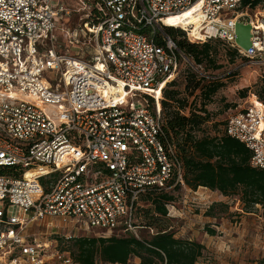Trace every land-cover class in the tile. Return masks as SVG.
Returning <instances> with one entry per match:
<instances>
[{
  "label": "built area",
  "instance_id": "obj_1",
  "mask_svg": "<svg viewBox=\"0 0 264 264\" xmlns=\"http://www.w3.org/2000/svg\"><path fill=\"white\" fill-rule=\"evenodd\" d=\"M89 1L84 27L67 31L72 45L83 38L86 55H71L55 33L60 1L0 0V264H80L66 249L78 233L140 238L144 193L192 190L161 102L181 60L193 63L167 27L190 42L223 40L264 85V22L244 12V0ZM238 21L252 25L249 49L236 42ZM225 132L264 169V100L251 93Z\"/></svg>",
  "mask_w": 264,
  "mask_h": 264
},
{
  "label": "trees",
  "instance_id": "obj_2",
  "mask_svg": "<svg viewBox=\"0 0 264 264\" xmlns=\"http://www.w3.org/2000/svg\"><path fill=\"white\" fill-rule=\"evenodd\" d=\"M263 4L264 0H244L242 9H256ZM167 32L197 64L213 65L215 69L222 67L215 64V54L216 44H222L223 40L190 42L181 28L167 27ZM229 50L234 56H241L236 49L229 47ZM186 78L187 89H201L206 102L198 108H192L179 90L171 89L170 86L175 84L173 81L164 90L161 103L167 141L178 148L187 186L193 190L207 187L224 196L239 195L246 211L256 205L264 206V169L251 166L250 149L226 134L225 126L223 132L216 135L210 134L206 128L211 116L205 105L225 84L212 80L202 85L204 78L201 76L199 79L195 73H188ZM247 91L248 88L242 89L241 97H246ZM255 94L264 100L263 83ZM226 107L232 105L227 104ZM180 189L181 186L169 190L151 188L141 196L140 201L145 199L152 204L149 208H137V219L143 218L139 229L148 230L151 233L149 238H138L131 232L121 235H84L74 238L66 249L80 264H96L98 261L129 264L134 257L139 258L141 264H196L203 255L204 244L176 237L170 229L157 224L168 216L167 204L176 202L173 193ZM214 208L210 207L208 215L213 214ZM208 233L215 235L216 231L209 229ZM255 264H264V258Z\"/></svg>",
  "mask_w": 264,
  "mask_h": 264
},
{
  "label": "rangeland",
  "instance_id": "obj_3",
  "mask_svg": "<svg viewBox=\"0 0 264 264\" xmlns=\"http://www.w3.org/2000/svg\"><path fill=\"white\" fill-rule=\"evenodd\" d=\"M59 1L64 6V11L55 18L57 25L55 33L59 39V47L71 55L77 53L86 55L85 50L81 49L83 48V38L81 40L80 35L77 34L76 38H79L80 43L75 42L72 45L69 42L67 31L69 30L72 34L74 30L79 31L81 27H84L87 14L93 8V1L87 2L88 8L84 6L85 0H53L54 3ZM244 12L248 13L254 21L264 22V4L256 9L245 8ZM216 47L215 64L221 65L220 69H215L213 65L205 63L199 65L189 57L193 67L182 59L179 74L174 80L175 84L170 86L172 90H179L181 96L188 100L192 108H198L206 102V99H204L201 89L196 91L192 88L187 89L186 77L188 73H195L201 79L202 72L204 78L202 85L212 80L225 84L212 97L211 102L205 105L211 116L206 128L212 135L222 133L229 114L243 105V100L262 86L258 69L249 60L241 56H234L225 42L217 43ZM244 88H248L247 96L241 97L240 91ZM227 104H231L232 107L227 108ZM43 109L51 117L53 116L52 108L45 106ZM52 178L51 176L46 179ZM173 194L176 198V207L179 209L176 212L177 215L167 216L157 224L170 229L176 237L191 238L204 244L203 255L199 257L196 264L236 262L255 264L264 258V206L256 205L250 211H246L239 195L224 196L218 191L202 186L197 190H176ZM140 204L143 209L152 206L150 201L145 199H142ZM211 206H215V208L212 211L213 214L208 215ZM13 212L16 210L14 209ZM142 220L143 218L138 219L137 224ZM209 229L215 230L216 234H209ZM138 234L143 238H149L151 235L146 229H139ZM78 235L113 234L101 233V230L97 229L87 233L81 232ZM130 264H141V260L137 257L132 258Z\"/></svg>",
  "mask_w": 264,
  "mask_h": 264
},
{
  "label": "water",
  "instance_id": "obj_4",
  "mask_svg": "<svg viewBox=\"0 0 264 264\" xmlns=\"http://www.w3.org/2000/svg\"><path fill=\"white\" fill-rule=\"evenodd\" d=\"M236 42L243 49H249L251 46L252 25L251 23H244L238 21L235 26Z\"/></svg>",
  "mask_w": 264,
  "mask_h": 264
},
{
  "label": "bare ground",
  "instance_id": "obj_5",
  "mask_svg": "<svg viewBox=\"0 0 264 264\" xmlns=\"http://www.w3.org/2000/svg\"><path fill=\"white\" fill-rule=\"evenodd\" d=\"M190 12L188 11V12H185V16H188V14H189ZM182 18V16H176V17H172V18H169L168 20H167V22H168V24H174V25H178V23L180 22V19Z\"/></svg>",
  "mask_w": 264,
  "mask_h": 264
},
{
  "label": "crops",
  "instance_id": "obj_6",
  "mask_svg": "<svg viewBox=\"0 0 264 264\" xmlns=\"http://www.w3.org/2000/svg\"><path fill=\"white\" fill-rule=\"evenodd\" d=\"M189 239H191V238H189ZM229 264H247L246 262H239V263H229Z\"/></svg>",
  "mask_w": 264,
  "mask_h": 264
}]
</instances>
